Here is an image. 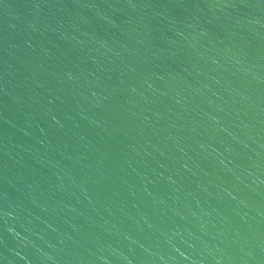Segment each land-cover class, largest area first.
Instances as JSON below:
<instances>
[{"label": "water", "instance_id": "water-1", "mask_svg": "<svg viewBox=\"0 0 264 264\" xmlns=\"http://www.w3.org/2000/svg\"><path fill=\"white\" fill-rule=\"evenodd\" d=\"M0 264H264V0H0Z\"/></svg>", "mask_w": 264, "mask_h": 264}]
</instances>
